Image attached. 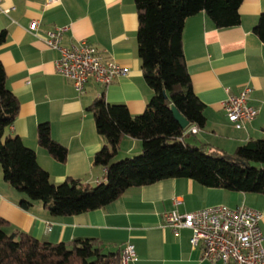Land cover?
<instances>
[{
  "label": "crops",
  "instance_id": "crops-1",
  "mask_svg": "<svg viewBox=\"0 0 264 264\" xmlns=\"http://www.w3.org/2000/svg\"><path fill=\"white\" fill-rule=\"evenodd\" d=\"M264 0H242L240 23L217 28L204 13L185 19L181 40L183 58L193 92L204 103L206 124L183 139L191 145L205 144L212 153L229 156L249 139L264 134V43L254 34ZM32 20L39 22L30 31ZM67 27L61 46L81 41L91 43L103 60H111L128 71L105 87L89 80L78 93L70 80L55 71L58 50L49 48L47 32ZM137 11L134 0H0V62L6 86L19 101V111L10 135L21 138L36 153L38 164L53 184L66 178L96 185L105 180V169L92 163L95 153L107 144L97 133L87 107L102 94L109 103L127 106L130 114L143 112L152 96L137 52ZM249 86V103L255 118L236 128L227 118L223 103L228 94ZM48 122L51 136L68 150L66 161L57 162L37 143L36 128ZM141 151V141L125 136L115 160ZM24 194L3 180L0 167V216L7 233L23 232L40 241L70 242L93 239L104 252H121L133 245L135 258L129 264H213L202 258V247H192L191 232L174 234L163 227V215L176 210L191 212L216 205L248 206L262 213L264 195L208 188L188 178H170L150 185L130 187L110 204L88 212L54 216L41 202L24 208ZM50 224V230L46 225ZM214 264H223L217 262Z\"/></svg>",
  "mask_w": 264,
  "mask_h": 264
},
{
  "label": "trees",
  "instance_id": "trees-1",
  "mask_svg": "<svg viewBox=\"0 0 264 264\" xmlns=\"http://www.w3.org/2000/svg\"><path fill=\"white\" fill-rule=\"evenodd\" d=\"M242 0H134L137 11V52L152 96L142 113L132 116L126 105L109 103L102 94L87 109L107 144L94 155V166L105 169V180L91 185L68 177L53 184L37 162L36 153L20 137L10 135L19 101L6 86L0 62V167L3 180L24 194V208L41 202L54 216L75 215L102 208L130 187L170 178H188L208 188L264 195V134L239 145L233 154L209 152L205 144L187 143L175 120L174 106L189 122L203 128L205 105L193 92L182 49L187 17L204 12L217 28L240 23ZM264 43V13L253 28ZM6 32L0 31V45ZM37 143L57 162L66 161L65 145L51 136L48 122L36 128ZM141 141L133 157L115 160L125 137ZM209 152V153H208ZM0 216V264H120V252H104L93 239L50 243L23 233H7Z\"/></svg>",
  "mask_w": 264,
  "mask_h": 264
},
{
  "label": "built area",
  "instance_id": "built-area-1",
  "mask_svg": "<svg viewBox=\"0 0 264 264\" xmlns=\"http://www.w3.org/2000/svg\"><path fill=\"white\" fill-rule=\"evenodd\" d=\"M59 0H48V4ZM39 22L32 20L29 30L35 31ZM67 27H55L47 32L46 45L58 50L54 62L55 71L71 81L78 93L85 90L89 80L105 87L115 79L126 76L128 71L111 60H103L96 48L87 41L61 46V38ZM251 88L243 87L237 94H228L223 103L228 120L243 128L257 115V109L249 103ZM198 127L189 125L184 135L196 133ZM262 213L248 206L229 207L223 204L191 212L172 210L163 215V227L174 234L181 229L191 232L192 247H202V258L223 264H264V236L260 221ZM50 230V224L46 225ZM120 264H129L136 256L133 245L121 249Z\"/></svg>",
  "mask_w": 264,
  "mask_h": 264
},
{
  "label": "water",
  "instance_id": "water-1",
  "mask_svg": "<svg viewBox=\"0 0 264 264\" xmlns=\"http://www.w3.org/2000/svg\"><path fill=\"white\" fill-rule=\"evenodd\" d=\"M171 112L175 120L179 123L180 127L183 130H186L189 127V122L181 115V113L173 106Z\"/></svg>",
  "mask_w": 264,
  "mask_h": 264
},
{
  "label": "rangeland",
  "instance_id": "rangeland-1",
  "mask_svg": "<svg viewBox=\"0 0 264 264\" xmlns=\"http://www.w3.org/2000/svg\"><path fill=\"white\" fill-rule=\"evenodd\" d=\"M140 152H138V153H135V154H131L130 156H127V157H133V156H136V155H138ZM209 153V152H208ZM125 158V157H124ZM124 158H121V159H124Z\"/></svg>",
  "mask_w": 264,
  "mask_h": 264
}]
</instances>
